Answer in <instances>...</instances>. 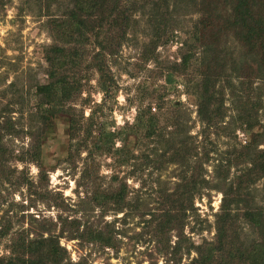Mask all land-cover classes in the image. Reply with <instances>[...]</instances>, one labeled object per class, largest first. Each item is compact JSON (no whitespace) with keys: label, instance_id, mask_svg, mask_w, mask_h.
<instances>
[{"label":"rangeland","instance_id":"374dc122","mask_svg":"<svg viewBox=\"0 0 264 264\" xmlns=\"http://www.w3.org/2000/svg\"><path fill=\"white\" fill-rule=\"evenodd\" d=\"M155 1H120L131 20L117 50L104 56L106 91L92 65L95 36L87 34L79 92L44 101L39 87L49 82L50 22L67 10L68 0H0V256L22 232L32 237L42 229L64 236L59 243L72 264H188L212 247L220 189L247 166L238 151L264 149V75L231 34L219 32L229 0H212L205 31L198 25L204 0H168L165 35L146 52ZM206 75L216 77L220 112L210 126L196 112ZM148 107L159 125L170 123L162 135L147 137L136 125L138 112ZM176 120L178 136L170 143L167 132ZM193 179L199 191L192 208L178 219L150 215L174 212L172 198L186 203ZM263 185L264 176L255 178L239 197L264 209ZM108 191L116 195L106 202ZM231 207L228 241L250 245L257 233L243 217L246 208L242 202ZM97 231L110 244L93 237ZM233 264L244 263L235 257Z\"/></svg>","mask_w":264,"mask_h":264},{"label":"trees","instance_id":"16d2710c","mask_svg":"<svg viewBox=\"0 0 264 264\" xmlns=\"http://www.w3.org/2000/svg\"><path fill=\"white\" fill-rule=\"evenodd\" d=\"M120 1L68 0L67 10L60 17L51 20V35L54 42L46 50L49 82L39 87V91L44 95V101L46 98H52L58 94L60 99L66 101L73 97V94L79 92L78 87L81 85V79L85 77L79 74L81 70L79 68L86 57L84 44L88 40L89 34H94L96 40L94 45V51H96L91 56L94 61L92 65L99 73L98 82L101 90L106 91V87H108L106 81H109V74L103 63L104 56L105 54L112 55L117 50L120 44L119 39L126 35V29L129 27L131 20V12L125 14L122 6H120ZM216 1L220 2L221 0ZM168 2V0H156L153 3L154 11L149 18V24L153 32V37H151L153 39L150 40L152 48L146 52L154 50L160 42V38L165 35L168 24ZM211 3L212 0H209V2L204 0V3H200L199 10L202 13L198 18V25H201L204 31L207 22L212 25L209 17L212 16L210 15L211 9L215 6ZM204 5L206 9H202ZM206 10L209 13H205ZM226 12L224 25L219 27V32L231 34L233 39L245 49L246 57L251 56L254 58L253 62L256 64L258 72H262L264 75V0H229ZM204 14L207 15L206 20ZM213 33L211 31V34ZM204 44L206 49L210 50L211 42L207 41ZM181 61L185 63L186 58L182 57ZM86 68H89V64L86 65ZM74 74H77V76ZM216 81V77L211 78L206 75L202 77L198 84L199 99L197 100L196 112L200 122L202 124L206 123L208 126L213 125L220 113L217 107L219 103H217L216 91L214 90ZM89 118H92V115ZM158 119L159 117L151 112L150 107H148L138 112L135 123L145 129L144 135L147 137L162 135L161 133L170 123L159 125ZM172 124L174 129L167 132L169 134L167 141L170 143L178 136L180 121L176 120ZM88 134H90V128ZM179 143H185V141L179 140ZM174 149L177 153L181 151L180 148ZM166 152V150H162L160 155H165ZM190 152L192 153L190 154ZM238 152L240 160L247 164L244 172L242 171L234 180L225 184L224 179L226 177L222 173L225 169L221 170L220 167L217 169L216 177L220 179L222 186L225 184V187L220 189L222 198L219 211L216 213L215 241L211 242L212 247L207 252L199 251L198 257L193 258L188 264H233L235 257L239 258L240 262L244 264H264V209L261 207L250 208L248 207L249 202L239 197V192L245 184L254 182L255 178L264 176V149L259 150V153H255L251 151L250 145H244ZM187 154L192 155L193 151L190 150ZM183 158L184 156L179 161L182 162ZM191 177L194 178V174ZM201 181L205 182V179L202 177ZM191 185L193 191L190 193L189 198H184L186 203H183L184 200H179L177 197L172 198L173 204L171 206L176 203L172 208L175 209L174 212L163 209L159 214L152 212L150 215L154 219H178L177 215L182 216L181 211L193 207L192 197L195 192L199 191V187L196 189V180L194 179L191 181ZM188 191L186 188V195ZM109 193L111 194L107 197ZM107 194L106 202H109L115 197L116 192L108 191ZM262 197L264 198V185ZM241 202L246 208L243 217L251 222L257 233L254 242L247 246L236 243L233 239L228 241V238H230L228 233L233 230L231 225L234 223L231 206L233 203L237 205ZM184 214L185 212L183 216ZM29 234H32V232L24 231L18 238L10 241L8 254L0 256V264H72L64 257L66 249L59 243V239L64 237L63 235L52 234L44 231V229L37 231L35 236L29 237ZM94 234L93 237L96 239L101 240L104 244H110V240L107 241L100 237L101 232L97 231ZM225 244L229 246L226 257L227 248ZM218 254H221L220 257ZM223 257H225L224 261ZM174 261L173 264H180L179 259H174ZM75 264H81V261Z\"/></svg>","mask_w":264,"mask_h":264}]
</instances>
